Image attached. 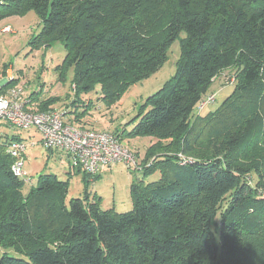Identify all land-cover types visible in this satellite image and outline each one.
Instances as JSON below:
<instances>
[{
	"label": "trees",
	"instance_id": "trees-1",
	"mask_svg": "<svg viewBox=\"0 0 264 264\" xmlns=\"http://www.w3.org/2000/svg\"><path fill=\"white\" fill-rule=\"evenodd\" d=\"M28 11L41 20L30 43L62 45L76 98L98 84L110 105L176 41L179 58L129 122V136L156 140L138 171L159 178L130 186L127 212L66 202L52 175L24 192L0 143V264H264V0H0V20ZM232 62L231 93L201 116ZM14 85L5 79L0 95ZM26 95L31 113L56 109V98Z\"/></svg>",
	"mask_w": 264,
	"mask_h": 264
},
{
	"label": "rangeland",
	"instance_id": "rangeland-1",
	"mask_svg": "<svg viewBox=\"0 0 264 264\" xmlns=\"http://www.w3.org/2000/svg\"><path fill=\"white\" fill-rule=\"evenodd\" d=\"M5 25H9L11 30L8 28L9 32H0V88L5 79L12 80L16 84L12 89H21L22 95L36 92L38 98H56L51 107L60 113L67 112V123L81 127H90L91 124L95 129L113 133L117 139L120 135L119 144L138 161L135 167L129 166L130 163H118L103 168L95 178L85 177L81 169L71 167L64 154L44 149L35 130H7L1 126L9 140L17 137L26 139L27 143H35L33 146L30 143L23 156V170L26 175L24 179L29 181L25 182L24 192L30 185H35L38 176L52 175L67 184L66 202L79 198L84 202L98 201L101 210L112 208L118 213L131 210L130 186L140 181H156L159 173L156 171L149 175L138 171L142 167L145 153L156 140L152 137L129 136V122L137 115L146 98L159 91L174 75L179 58L178 42L173 44L167 60L155 72L130 85L118 101L108 105L101 96L98 84L76 98L72 83L74 70L66 64L65 51L61 44L55 43L45 50L30 43L32 37L41 29L40 17L34 11L7 16L0 20V29ZM59 66L63 68L61 71L57 68ZM236 71V63L232 62L230 67L222 70L213 79L204 99L206 105L203 106L201 116L214 111L231 93L233 86L229 84ZM60 74L63 75L62 79L58 78ZM74 100L77 103L72 106ZM86 109L87 114L84 117L74 120L76 114Z\"/></svg>",
	"mask_w": 264,
	"mask_h": 264
},
{
	"label": "built area",
	"instance_id": "built-area-1",
	"mask_svg": "<svg viewBox=\"0 0 264 264\" xmlns=\"http://www.w3.org/2000/svg\"><path fill=\"white\" fill-rule=\"evenodd\" d=\"M8 28H2L1 32H9L11 29ZM205 103L206 100L199 109ZM1 126L7 130H35L44 149L64 154L71 167L81 169L90 177L114 164L125 162L130 163L128 165L131 167L137 164L135 157L123 149L113 133L69 124L56 110L31 113L24 109L21 91L9 89L0 95V143L5 144V151L12 158L11 173L18 178L26 176L23 156L31 142L27 143L26 139L9 140ZM34 144L32 142L31 146Z\"/></svg>",
	"mask_w": 264,
	"mask_h": 264
},
{
	"label": "crops",
	"instance_id": "crops-1",
	"mask_svg": "<svg viewBox=\"0 0 264 264\" xmlns=\"http://www.w3.org/2000/svg\"><path fill=\"white\" fill-rule=\"evenodd\" d=\"M8 71H9V70H8ZM27 96H28V95L25 94V97H24V98L26 99ZM28 98H29V97H28ZM28 100L30 101V103L28 102V107H29V108L33 109V108H34L33 105H34V106H37V102H38L37 99L34 100V99H32V98H31V99L29 98ZM31 100H33V101L31 102ZM77 126H79V125H77ZM91 126H92V125L90 124V127H89L88 125H87V126H83V127L79 126V127H81V128H88V129L93 128L94 130H98V129H95L94 127H91Z\"/></svg>",
	"mask_w": 264,
	"mask_h": 264
}]
</instances>
